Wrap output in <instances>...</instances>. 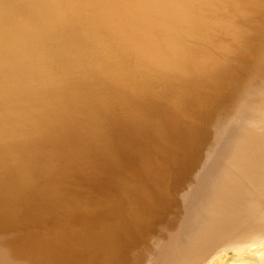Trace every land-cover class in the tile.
Returning <instances> with one entry per match:
<instances>
[{"label":"rangeland","instance_id":"1","mask_svg":"<svg viewBox=\"0 0 264 264\" xmlns=\"http://www.w3.org/2000/svg\"><path fill=\"white\" fill-rule=\"evenodd\" d=\"M113 1L84 0L76 44L53 45L57 75L49 71L43 86L34 87L52 92L51 103L57 96L73 101L59 108L60 126L30 148L15 141L29 136L28 125L10 117L31 105L8 104L11 111L0 116V136L14 135L0 138V244L47 241L59 251V257L51 251L58 264H180L205 229L230 214L223 201L243 200L236 191L228 197L220 191L228 189L248 133L255 148L241 161L245 168L263 167L264 0H182L193 28L182 36L194 34L196 47L206 43L205 74L212 78L181 83L167 72L164 57L171 32L187 24L183 13L170 10L174 1L133 0L131 33L110 37L108 23L102 34V26L88 21L112 22ZM166 9L173 22L163 20ZM29 90V101L37 103L40 95ZM237 177V187L248 186ZM228 233L208 240L192 264L207 261ZM228 250L212 264H264L262 249Z\"/></svg>","mask_w":264,"mask_h":264},{"label":"bare ground","instance_id":"2","mask_svg":"<svg viewBox=\"0 0 264 264\" xmlns=\"http://www.w3.org/2000/svg\"><path fill=\"white\" fill-rule=\"evenodd\" d=\"M122 1L123 0H115L112 2L117 8L115 10V18L112 22L110 20L105 22L102 18H93L88 21V24L97 27L102 26L101 31L103 34V30H105V26L103 25L108 23L110 37L111 32L113 34L117 32L119 35L130 30V28L133 27V23H130V21L127 23L128 16L133 17L130 11L135 9L137 4L133 0L131 3L130 0H125L128 5L127 7ZM169 1H174V5L170 7V10H178L179 13H190L188 1ZM83 2L84 0H0V116L8 110L9 112L11 111V107H9L8 104L13 105L19 102L23 107L25 104L31 105L21 110L16 109L10 117V123L14 122L13 116H17L22 123L28 125L26 127L29 130V136L27 135L25 139L15 140L18 143L26 144V147L29 146L32 148L33 142L36 141L38 143L39 138L42 137L41 135H50L49 129L52 131L60 126L64 121V119H62L64 113L59 110L60 107L72 106V103L70 104L67 101H73L64 96L55 97V102L51 103L53 100L51 97L52 92L47 93L42 90L36 91L34 87L37 86V88H41L45 77L47 78L50 73L49 71L53 72L58 66L59 62L57 63L55 59L58 58L59 54H56L53 45H55V43H61V45L65 47L67 45L74 47L76 44L74 41L76 34L74 32L79 26L77 22L79 21L78 17L80 13L83 11ZM127 11H129L130 15H127ZM169 12L168 9L164 11L162 14L164 16L163 20L173 22V19L169 18L172 17ZM183 14L185 15L182 16L184 19L188 14ZM187 20L184 19L187 24L180 26L179 30L178 28L176 29L178 30L177 33L174 31L171 32L173 44L172 47H170V51L168 50L164 54L167 60V72L173 75L179 83H181V80H188L191 82H197L201 79H203V81L208 80L212 78V75L205 74L207 72L210 73V69L206 68V43L204 46L196 47L194 44H196L198 40L192 39L194 34L189 36L188 39L182 36V33L189 32L188 30L185 31V29L191 27ZM189 20H191V18H189ZM167 26L170 27L169 24ZM256 30L257 28L254 26L253 31L257 34L258 32ZM79 31L78 29V32ZM255 33L252 32L253 35L251 34L249 37H254ZM79 36L81 37V34H79ZM108 36L109 32L106 38H108ZM134 38V36L131 37V39ZM177 41L186 51L178 49L179 46L176 45ZM180 41H186L188 43ZM79 44L80 42L77 44V48ZM188 49L192 50L194 53L188 52ZM178 52L182 53L184 56L178 57ZM54 61L57 64L56 67L55 63L53 64ZM52 65L55 69L51 68ZM54 73L55 72L49 76L52 77ZM56 75L57 73H55V76ZM224 77L232 79L230 74L226 76L224 74ZM29 83H31V85H29ZM29 88L33 89L31 90L33 95L34 93H36L37 96L40 95L37 103L29 101L31 95L25 93L27 89L30 92ZM32 106L34 108L36 107L34 111L30 112L24 110ZM163 115L165 117L164 113ZM169 119L165 117L164 121L170 122ZM14 129L13 124L10 126L8 125L5 129V133H9L8 131ZM0 130L2 129L0 128ZM247 135H249V133ZM247 135L238 145L237 154H242V156L239 157V159L242 158L241 160H244V156L249 150H253V147L255 148L253 140L254 134L246 138ZM3 137L7 139L10 137L12 140L14 135L10 133V135L3 134L0 136V138ZM258 153L262 155L263 167L261 169L259 167L251 169L245 168L244 161L239 160L237 166L233 165L234 168L236 167L233 169V173L231 172L227 177V181H229L228 189L220 191L223 197H226V195L227 197L233 195V192L235 193L236 191L243 197V200L240 202L233 201L231 204L223 201L226 206L225 209L229 210L230 214L220 216L219 218L222 219H218L214 225L212 224L210 228L207 230L205 229L206 235L203 237L204 240L200 241L198 248L188 250V253L185 255L187 259L181 260L180 264H192V261L200 258L202 253H205L209 244L207 241L209 240L212 242L213 239L215 241L218 237L222 239L223 236L221 235L224 234L225 231H229L230 233L224 235V237H226L224 241L221 240L224 244L221 241L218 242L219 245L221 244L218 248L219 250L202 264H212L228 249H231L230 253L234 254L241 253L250 248L262 249L260 258L262 259V257H264V145L262 151ZM241 163H243L244 166H242ZM231 175H235L236 177L239 176L246 180L248 186L244 185L242 187H237L238 181H241L238 177L236 178ZM228 205L229 208H227ZM216 219L217 218H215V220ZM212 226L214 227L212 228ZM222 230L224 232H221ZM3 241L5 243L2 242V245L0 244V264H39L38 262H40V260H35V257H38V255L41 257L42 264H58L51 253V251L53 252L55 249L51 248V244L47 241L42 242L39 246L34 244L25 247L19 245V243L16 244V242L8 238ZM10 242L14 245H8ZM58 252L59 251L55 250V254L57 253L56 255L59 257ZM112 263L113 262L110 264Z\"/></svg>","mask_w":264,"mask_h":264}]
</instances>
